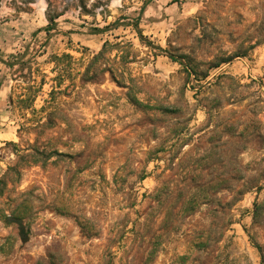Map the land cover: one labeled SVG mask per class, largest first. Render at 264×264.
<instances>
[{
    "label": "rangeland",
    "instance_id": "obj_1",
    "mask_svg": "<svg viewBox=\"0 0 264 264\" xmlns=\"http://www.w3.org/2000/svg\"><path fill=\"white\" fill-rule=\"evenodd\" d=\"M186 1L0 0V264H264V0Z\"/></svg>",
    "mask_w": 264,
    "mask_h": 264
},
{
    "label": "crops",
    "instance_id": "obj_2",
    "mask_svg": "<svg viewBox=\"0 0 264 264\" xmlns=\"http://www.w3.org/2000/svg\"><path fill=\"white\" fill-rule=\"evenodd\" d=\"M191 5L186 0H147L144 7L138 13L134 32L138 38L144 40L163 39L167 37L174 22L183 17ZM4 41L6 39L2 40L0 45V79H2L5 72L12 70L18 64L19 59L22 58V56H18L15 52L6 54L7 52L4 48L8 46V42ZM8 47H16V45ZM1 82L0 80V90L2 88ZM4 93L6 95V91ZM2 94L3 92L0 91V96Z\"/></svg>",
    "mask_w": 264,
    "mask_h": 264
},
{
    "label": "trees",
    "instance_id": "obj_3",
    "mask_svg": "<svg viewBox=\"0 0 264 264\" xmlns=\"http://www.w3.org/2000/svg\"><path fill=\"white\" fill-rule=\"evenodd\" d=\"M46 16H47V19H48V25L45 28V32H46V35L49 37L51 35L50 31H51L52 27L54 26V20L56 18L60 17L61 15L60 16L58 15V16H55V17H49L48 14H46ZM115 46L124 48L126 45H124V44H116ZM108 47H109V44L105 43L103 45V49H102V51L100 52L99 55L101 56L107 50ZM110 47H112V46H110Z\"/></svg>",
    "mask_w": 264,
    "mask_h": 264
},
{
    "label": "water",
    "instance_id": "obj_4",
    "mask_svg": "<svg viewBox=\"0 0 264 264\" xmlns=\"http://www.w3.org/2000/svg\"><path fill=\"white\" fill-rule=\"evenodd\" d=\"M6 224H16L19 229H20V238H21V241L22 243H26L27 241V236L24 234V227L22 226V221L19 220V219H16V218H10L8 217L6 219Z\"/></svg>",
    "mask_w": 264,
    "mask_h": 264
}]
</instances>
